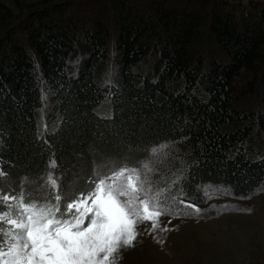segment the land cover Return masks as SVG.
<instances>
[{"label": "trees", "instance_id": "trees-1", "mask_svg": "<svg viewBox=\"0 0 264 264\" xmlns=\"http://www.w3.org/2000/svg\"><path fill=\"white\" fill-rule=\"evenodd\" d=\"M117 62L118 84L103 82ZM160 148L166 215L207 217L186 202L206 187L264 188V0L0 1L4 193L32 197L52 172L67 204L84 176Z\"/></svg>", "mask_w": 264, "mask_h": 264}, {"label": "snow or ice", "instance_id": "snow-or-ice-1", "mask_svg": "<svg viewBox=\"0 0 264 264\" xmlns=\"http://www.w3.org/2000/svg\"><path fill=\"white\" fill-rule=\"evenodd\" d=\"M49 167H57L55 158ZM43 180L50 192L58 189L52 172ZM0 209V264H116L120 248L136 239L137 226L151 221L155 230L165 214L160 192L127 167L90 181V190L67 204L58 191L54 202H42L23 190H0Z\"/></svg>", "mask_w": 264, "mask_h": 264}, {"label": "rangeland", "instance_id": "rangeland-1", "mask_svg": "<svg viewBox=\"0 0 264 264\" xmlns=\"http://www.w3.org/2000/svg\"><path fill=\"white\" fill-rule=\"evenodd\" d=\"M0 1L14 6V0ZM20 1L28 3L39 0ZM212 52L215 53V50ZM119 68L117 62L115 70L110 68L103 82L117 85ZM41 126L44 129V123ZM162 153L161 148L154 152L152 150L147 155L149 158L143 157L130 164L114 167L102 175L94 176L93 173V177H90L91 174L84 177L86 181H91L89 178L94 181L97 177L107 176L114 170L127 167L138 169L150 182L155 170V162L150 159H155ZM86 173V167L79 168L71 184L77 186L76 182ZM35 188L31 198H38L42 202L48 198L49 189L44 186V180L35 184ZM59 189L52 190V193L56 195ZM89 190L90 183L86 192ZM5 193L18 195L10 190ZM195 208L200 209L195 212L207 217L185 218L163 214L159 217V227L155 230L152 229L151 221L139 224L132 245L121 247L116 254V264H264V188L244 199H236L226 189L206 187L204 203Z\"/></svg>", "mask_w": 264, "mask_h": 264}]
</instances>
